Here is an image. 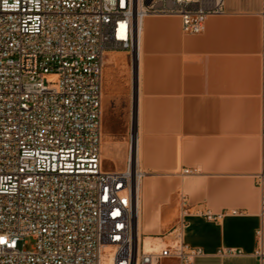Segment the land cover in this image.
I'll return each mask as SVG.
<instances>
[{
    "label": "built area",
    "instance_id": "1",
    "mask_svg": "<svg viewBox=\"0 0 264 264\" xmlns=\"http://www.w3.org/2000/svg\"><path fill=\"white\" fill-rule=\"evenodd\" d=\"M225 12V0H0V264H193L203 254L183 240L187 208L170 244L146 250L138 237L133 136L123 169L102 156L103 69L112 51L136 66L147 15L179 16L197 34ZM27 237L31 249L20 247Z\"/></svg>",
    "mask_w": 264,
    "mask_h": 264
},
{
    "label": "crops",
    "instance_id": "2",
    "mask_svg": "<svg viewBox=\"0 0 264 264\" xmlns=\"http://www.w3.org/2000/svg\"><path fill=\"white\" fill-rule=\"evenodd\" d=\"M225 9L197 34L179 16H145L140 81L127 51L107 53L102 152L123 169L133 136L143 237L170 244L187 208L183 240L203 251L193 264H264V0Z\"/></svg>",
    "mask_w": 264,
    "mask_h": 264
},
{
    "label": "bare ground",
    "instance_id": "3",
    "mask_svg": "<svg viewBox=\"0 0 264 264\" xmlns=\"http://www.w3.org/2000/svg\"><path fill=\"white\" fill-rule=\"evenodd\" d=\"M145 17L141 20V29L139 34V50H138V58L136 59V68H137V79L140 81V74H141V68H142V60H143V48H142V41H143V22ZM112 60L107 59L106 63H111ZM139 148V145H138ZM103 156V152H102ZM132 161H133V169L137 170V180H136V186H137V194H138V216L136 219V226H137V233L138 237L142 240V229H141V218H142V189H141V183L144 177L146 176V170L143 168V166L140 163V156L138 152V158L136 159L134 150L132 153ZM145 191V190H144ZM144 194V193H143ZM146 239H148V242H152L155 246H162L164 245V242L162 239L157 238V241H153L156 237L146 236Z\"/></svg>",
    "mask_w": 264,
    "mask_h": 264
},
{
    "label": "rangeland",
    "instance_id": "4",
    "mask_svg": "<svg viewBox=\"0 0 264 264\" xmlns=\"http://www.w3.org/2000/svg\"><path fill=\"white\" fill-rule=\"evenodd\" d=\"M127 53V56L128 57H131L130 56V54L128 53V52H126ZM129 62H130V59H129ZM129 72L130 73H132L133 72V74L134 75H136V73H137V68H136V66L134 67V69H132V71H131V63L129 64ZM46 80L48 81V82H50V86H51V88L52 89H55L56 88V86H57V81H58V77H57V75L56 74H53V73H49V74H46ZM102 119H103V131H104V125H105V117H104V115L102 114ZM103 138H104V135H103ZM129 146H130V143L129 142H127L126 144H125V146H124V152H125V155H124V165H123V167H125L126 166V162H127V158H128V155H129ZM115 160H118V159H116V157L115 156H113L112 158H111V162L110 161H105L106 162V164L108 165V163L110 164H112L113 166L114 165H116V161ZM148 236V235H147ZM152 237V236H151ZM152 239H154L153 241H157V238H152ZM26 243H25V241H22L21 242V244H20V247L21 248H26V249H31L32 248V245H33V239L32 238H30V237H27L26 239ZM141 241H144V247H145V249L146 250H152V249H159V248H161V247H164L165 246V243H164V245H162V246H155V245H153V243L152 242H148V239H146L145 237H143L142 236V240ZM23 243H25L24 245H23Z\"/></svg>",
    "mask_w": 264,
    "mask_h": 264
}]
</instances>
